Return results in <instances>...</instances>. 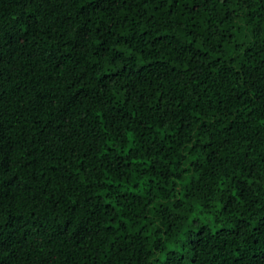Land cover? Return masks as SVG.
I'll return each instance as SVG.
<instances>
[{
  "label": "trees",
  "instance_id": "16d2710c",
  "mask_svg": "<svg viewBox=\"0 0 264 264\" xmlns=\"http://www.w3.org/2000/svg\"><path fill=\"white\" fill-rule=\"evenodd\" d=\"M0 264H264V0H0Z\"/></svg>",
  "mask_w": 264,
  "mask_h": 264
}]
</instances>
